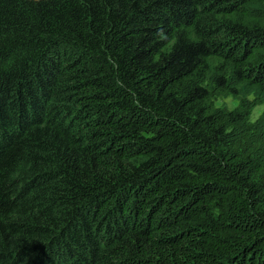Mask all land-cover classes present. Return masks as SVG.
Listing matches in <instances>:
<instances>
[{
    "label": "trees",
    "instance_id": "1",
    "mask_svg": "<svg viewBox=\"0 0 264 264\" xmlns=\"http://www.w3.org/2000/svg\"><path fill=\"white\" fill-rule=\"evenodd\" d=\"M257 3L0 0V264H264Z\"/></svg>",
    "mask_w": 264,
    "mask_h": 264
},
{
    "label": "clouds",
    "instance_id": "2",
    "mask_svg": "<svg viewBox=\"0 0 264 264\" xmlns=\"http://www.w3.org/2000/svg\"><path fill=\"white\" fill-rule=\"evenodd\" d=\"M158 38L168 40L167 34L163 28L158 31ZM217 63H224L221 59ZM247 101L250 107L247 109L244 122L249 126H255L264 121V101H259L255 90H250L246 95H235L233 93H217L210 97L206 103L215 109L224 110L228 113H235L241 110L244 101Z\"/></svg>",
    "mask_w": 264,
    "mask_h": 264
},
{
    "label": "rangeland",
    "instance_id": "3",
    "mask_svg": "<svg viewBox=\"0 0 264 264\" xmlns=\"http://www.w3.org/2000/svg\"><path fill=\"white\" fill-rule=\"evenodd\" d=\"M254 7L257 8V9L263 10V9H264V3H257V4H255ZM245 90H246L247 92L250 91L249 89H245ZM257 97H258V100H259V101H264V97H263V96H259V95H257Z\"/></svg>",
    "mask_w": 264,
    "mask_h": 264
}]
</instances>
